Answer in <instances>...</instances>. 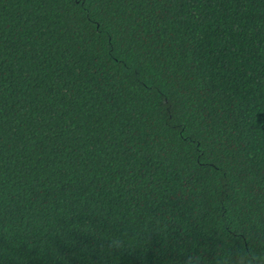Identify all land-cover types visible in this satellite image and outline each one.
I'll use <instances>...</instances> for the list:
<instances>
[{
  "label": "trees",
  "instance_id": "1",
  "mask_svg": "<svg viewBox=\"0 0 264 264\" xmlns=\"http://www.w3.org/2000/svg\"><path fill=\"white\" fill-rule=\"evenodd\" d=\"M0 240H264V0H0ZM0 264H264V241H0Z\"/></svg>",
  "mask_w": 264,
  "mask_h": 264
}]
</instances>
